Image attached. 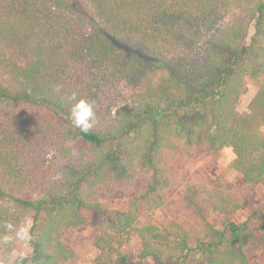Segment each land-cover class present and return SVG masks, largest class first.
<instances>
[{
	"label": "trees",
	"instance_id": "trees-1",
	"mask_svg": "<svg viewBox=\"0 0 264 264\" xmlns=\"http://www.w3.org/2000/svg\"><path fill=\"white\" fill-rule=\"evenodd\" d=\"M247 82L256 89L240 115ZM73 91L95 106L88 133L72 126ZM223 148L239 182L199 172L166 202L178 165ZM258 185L264 0H0V264H76L63 236L88 226L98 250L89 264H188L192 253L257 264L247 249L264 254V210L230 215ZM116 190L125 208L109 204ZM204 206L227 216L222 226ZM167 208L198 233L175 220L135 225L142 210ZM23 211L31 251L11 261ZM133 236L137 263L124 251Z\"/></svg>",
	"mask_w": 264,
	"mask_h": 264
},
{
	"label": "rangeland",
	"instance_id": "rangeland-1",
	"mask_svg": "<svg viewBox=\"0 0 264 264\" xmlns=\"http://www.w3.org/2000/svg\"><path fill=\"white\" fill-rule=\"evenodd\" d=\"M126 89V88H123ZM254 84L247 82L243 92L240 94L237 103L236 111L240 115H244L248 112V103L255 93ZM51 153L44 156L45 159H49ZM233 153L228 148H223L215 153L208 151H202L200 154L189 160L187 163L178 165L176 172L178 174L177 184L173 189L168 190L163 194L166 202L177 199L180 197L184 186L192 178L194 174L199 172H205L210 176H216L223 174L227 179L233 182H239L241 175L238 171L232 168ZM57 177V176H55ZM129 197L124 195L121 191L116 190L113 194L112 200L109 204L115 208H125L128 205ZM168 209V208H167ZM203 213L214 227L222 226L223 222L227 219V216L213 212L209 207L204 206ZM264 210V187L258 185L256 187V195L252 201L245 208L240 209L230 215L236 222L242 221L248 213L254 210ZM31 211H23V218L21 219L19 226V233L17 236L16 247L10 253V260L17 261L23 257L29 255L31 247L28 243L29 228L31 226ZM171 220L179 222L183 228L190 229L191 233L197 234V229L191 224V222L179 215L173 208L168 209L167 215L158 209L142 210L140 217L137 219L135 225L139 226L145 223H153L156 225H164ZM96 231L93 227L88 226L84 228H70L63 236L64 243L70 247L74 252V260L76 264H89L93 258L98 254V250L93 246V240L96 237ZM191 235L190 245L194 246L196 237ZM129 260L137 263L139 259L140 251V239L136 236L132 237L131 242L124 249ZM248 255L254 258L257 264H264V254H258L252 248L247 249ZM143 264H169L168 262L158 263L152 258L148 257L143 260ZM188 264H203L200 256L196 253H192L188 259Z\"/></svg>",
	"mask_w": 264,
	"mask_h": 264
},
{
	"label": "clouds",
	"instance_id": "clouds-1",
	"mask_svg": "<svg viewBox=\"0 0 264 264\" xmlns=\"http://www.w3.org/2000/svg\"><path fill=\"white\" fill-rule=\"evenodd\" d=\"M68 100L70 102L69 112L72 126L82 133H88L95 121L94 104L85 98H77L75 91L69 93ZM9 227L11 226L9 225Z\"/></svg>",
	"mask_w": 264,
	"mask_h": 264
}]
</instances>
